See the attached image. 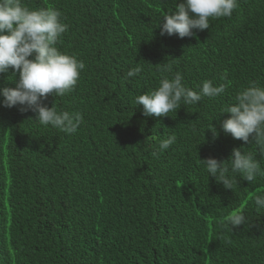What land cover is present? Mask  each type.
<instances>
[{
  "label": "trees",
  "instance_id": "obj_1",
  "mask_svg": "<svg viewBox=\"0 0 264 264\" xmlns=\"http://www.w3.org/2000/svg\"><path fill=\"white\" fill-rule=\"evenodd\" d=\"M178 2L23 0L59 9L68 24L57 47L86 67L71 93L42 103L84 122L69 135L31 110L0 106V264H264V209L254 203L264 175L249 182L237 173L229 190L200 161H227L240 148L264 170V145L220 126L239 91L264 86V0H239L231 17L210 18L194 37L161 36ZM162 63L173 73L157 71ZM137 65L142 72L128 78ZM176 71L191 89L210 79L225 92L144 116L135 97ZM18 79L9 68L0 88ZM210 125L215 139L203 132ZM237 209L246 222L231 230L226 218Z\"/></svg>",
  "mask_w": 264,
  "mask_h": 264
},
{
  "label": "clouds",
  "instance_id": "obj_2",
  "mask_svg": "<svg viewBox=\"0 0 264 264\" xmlns=\"http://www.w3.org/2000/svg\"><path fill=\"white\" fill-rule=\"evenodd\" d=\"M238 7L239 0H180L172 13L163 15L160 34L194 37L195 32L209 29L210 18L231 17ZM68 28L59 9L51 6L30 9L23 0H0V74L9 68L19 74L15 87L0 88V97L3 98L0 106H19L21 112L31 110L41 125L71 135L84 122L82 113L58 111L55 106L47 107L42 103L49 95L62 97L71 93L86 67L76 55L63 53L57 47ZM159 65L157 71L162 74L173 73L172 64ZM141 72L142 67L137 65L127 72V77H136ZM225 89V84L216 86L210 79L203 81L198 91L191 89L184 85L181 72L176 71L171 78L162 75L159 86L136 96L134 103L142 105L144 116H169L182 104L195 105L203 97H218ZM220 113L230 114L220 125L225 133L244 143H248L251 136L257 144L264 145V86L250 82L235 96V103L222 108ZM205 129L212 133L213 139L218 136L211 125L203 132ZM175 141L174 134L160 140L158 152L167 150ZM158 152H153V156ZM200 161L208 176L229 190L237 185V173L249 182L264 175L253 155L240 148H233L227 161L211 157ZM254 203L258 210L264 209V194L255 195ZM245 222L243 209H237L227 216L225 226L234 230Z\"/></svg>",
  "mask_w": 264,
  "mask_h": 264
}]
</instances>
